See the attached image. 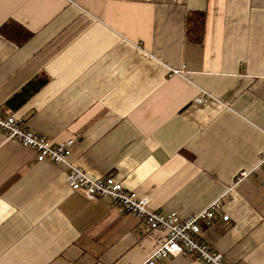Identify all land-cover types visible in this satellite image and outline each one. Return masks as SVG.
<instances>
[{"label": "crops", "instance_id": "1", "mask_svg": "<svg viewBox=\"0 0 264 264\" xmlns=\"http://www.w3.org/2000/svg\"><path fill=\"white\" fill-rule=\"evenodd\" d=\"M193 12L205 14L200 44L187 36ZM10 22L32 38L19 47L0 33L6 115L76 140V166L116 176L151 211L190 216L225 197L230 220L204 227L205 241L228 264H264V0H0V30ZM37 79L47 82L7 108ZM202 94L209 103L195 104ZM66 173L0 131V264H146L165 243L72 191Z\"/></svg>", "mask_w": 264, "mask_h": 264}, {"label": "built area", "instance_id": "2", "mask_svg": "<svg viewBox=\"0 0 264 264\" xmlns=\"http://www.w3.org/2000/svg\"><path fill=\"white\" fill-rule=\"evenodd\" d=\"M173 74L179 75L182 71H173ZM205 94L197 96L193 102L197 105H207L210 99ZM0 131L6 141L34 151L38 162L65 166L67 168L66 183L72 191L83 192L90 201L107 200L112 206L143 220L151 231H164L165 243L146 264H156L181 255L189 256L202 264H228L224 255L212 250L202 235L204 227L213 226L219 216H222L225 222L230 220L229 215H223L225 197L212 203L205 211L190 216H182L178 212L151 211L150 198L142 197L133 190L127 189L116 176L93 177L76 166L72 162L76 140L55 143L30 131L22 119L6 115L1 107ZM259 160L260 165H264V150ZM249 175V172L242 171L239 179H245Z\"/></svg>", "mask_w": 264, "mask_h": 264}, {"label": "trees", "instance_id": "3", "mask_svg": "<svg viewBox=\"0 0 264 264\" xmlns=\"http://www.w3.org/2000/svg\"><path fill=\"white\" fill-rule=\"evenodd\" d=\"M0 33L9 41L21 47L31 38L32 33L23 26L10 22L5 24ZM205 33V14L202 12L190 13L187 17V36L192 43L200 44L203 42ZM46 80L37 79L29 83L18 94L11 98L6 106L7 108H18L22 106L33 94L38 92L45 84Z\"/></svg>", "mask_w": 264, "mask_h": 264}]
</instances>
